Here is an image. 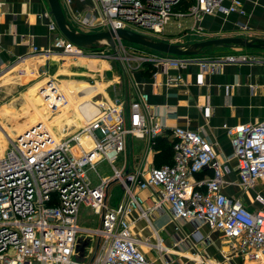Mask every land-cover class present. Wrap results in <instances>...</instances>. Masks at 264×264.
<instances>
[{
    "label": "built area",
    "instance_id": "2783aa9c",
    "mask_svg": "<svg viewBox=\"0 0 264 264\" xmlns=\"http://www.w3.org/2000/svg\"><path fill=\"white\" fill-rule=\"evenodd\" d=\"M89 1L90 15L80 19L86 28L96 27L95 32L128 29L153 40L164 33L171 19L227 15L238 11L242 3ZM48 26L50 30L56 28L53 23ZM122 40L115 37L113 52L107 54L104 50L87 52L84 46L59 35L50 46H32L31 52L73 60L112 56L123 69H144L150 65L154 68L153 77L161 67L176 69V74L166 76V85L179 83V70L188 63L198 64L202 72H215L224 64L254 59L241 53L176 56L151 49L127 56ZM45 85H49V90L51 87L52 94L43 95L42 99L45 104L47 101L49 111L55 113L59 104L54 99L65 106L66 98L53 87L52 81ZM45 89L40 86L38 93L44 94ZM114 95L113 100H99L83 126L71 133L63 128L61 137H56L39 122L10 141V147L0 156V264H154L141 250L131 225L135 211L146 218L150 209L162 205H168L174 219L199 221L221 231L228 249L222 254L224 259L232 256L242 264H264V210L250 209L240 197L222 192V176L228 169L214 163L217 153L213 144L199 130L169 127L158 120L146 92L134 96L127 105L118 94ZM223 127L236 161L239 186L253 191V201L263 206L264 196L255 186L264 181V120ZM131 138L144 141V156L133 167L131 155L127 154ZM159 138L171 145L172 161L145 167L144 160L154 151ZM101 162L108 164L109 176L97 172ZM207 166H212V174L197 188L193 176ZM89 171L95 172L96 181H92ZM113 183L121 189L115 202L110 201L108 194ZM146 189L156 198L149 209L143 207V198L138 194ZM81 207L89 208L97 216V226L78 223Z\"/></svg>",
    "mask_w": 264,
    "mask_h": 264
},
{
    "label": "crops",
    "instance_id": "0c3cea01",
    "mask_svg": "<svg viewBox=\"0 0 264 264\" xmlns=\"http://www.w3.org/2000/svg\"><path fill=\"white\" fill-rule=\"evenodd\" d=\"M59 2L64 21L69 28L80 33L97 30L96 27L86 28L80 22L82 17H89L92 11L89 0H59ZM42 10L47 15L49 11L47 0H0V87L5 85L6 88L14 91L16 86L30 83L40 73H46V69H69L68 65L64 63L61 65L59 60L63 58L57 54L45 57L41 53L31 52L32 46L44 49L50 46L55 36L61 35L57 28L50 30L48 24L42 21ZM50 20L52 21L51 17ZM182 31H186L189 43L205 38L226 36L264 39V0H242L239 10L227 15L212 14L204 15L199 19L188 16L171 19L165 25L164 33L174 35ZM226 53H241L254 59L246 63H227L215 72H202L198 64L188 63L179 70L181 81L170 85L164 83L165 78L167 75L176 74L178 72L176 69L161 67L157 69L155 77L151 76V73L149 76L146 75L144 69H128L123 78V96L118 95L127 105L134 96L146 92L148 104L159 116L158 120L165 121L169 127L179 126L202 132L216 150L214 163L227 166L228 170L222 176V192L229 196L240 197L250 209H260L262 207L253 201V191H244L239 186L236 161L223 125L264 120V49L220 47L207 49L200 56ZM85 59L89 65H94L92 62H96L98 68L94 65L92 69H114L109 68L110 63L105 58L85 57ZM69 61L76 64L83 60ZM118 66L121 67L119 64ZM47 81L50 80L45 78L38 83L35 82L34 88L28 91L37 103H43L46 111L38 110L32 104V111L36 117L39 114L49 116L52 114L47 110L42 94L35 93L38 85L41 83L43 86ZM61 82L69 83L67 95L68 98L73 99L76 107L77 102L95 91L91 86H79V82ZM54 86L56 87V84ZM72 92L77 98L75 102L74 98L69 96ZM105 97L107 95H100L98 99ZM76 107H72L71 104L68 108L61 107V110L56 112H60L58 115L64 117L66 111L61 113L62 110ZM90 114L88 110L79 113L78 127L83 126ZM10 118L12 122L21 119L20 116L12 117V115ZM22 125L14 128L15 134L23 130ZM133 142L137 145L134 146ZM143 151V140L137 138L129 140L127 154L132 158L131 167L139 165L140 159L144 156ZM154 154L153 151L144 160L145 167L154 165ZM211 174L212 166L195 173L193 176L195 186L199 188L200 182L209 178ZM138 194L143 198L142 205L145 209L154 205L156 198L150 189L139 191ZM119 195L112 194L110 201L115 202ZM133 218L132 234L138 238L141 250L154 264H164L165 261L166 264H242L236 257L231 256L229 259L222 257L228 249L227 240L221 231L199 221L174 219L168 205L150 209L146 218L140 217L135 211ZM144 242L158 244V247L146 245ZM186 243L189 244L187 248L183 245ZM158 248L161 249V253ZM183 248L189 249V252H180L179 249ZM151 250L158 253L157 258L153 257ZM166 252L181 254L184 259L171 263L169 262L171 257L168 258Z\"/></svg>",
    "mask_w": 264,
    "mask_h": 264
},
{
    "label": "rangeland",
    "instance_id": "374dc122",
    "mask_svg": "<svg viewBox=\"0 0 264 264\" xmlns=\"http://www.w3.org/2000/svg\"><path fill=\"white\" fill-rule=\"evenodd\" d=\"M164 32H165V29H164ZM181 33L174 34V35H167L165 33L163 34L160 33V35H157V37L154 39L156 41L176 42V43L183 44V45L190 44L189 43L190 40L186 37V31L183 32L182 34ZM121 45L122 47H124V54L127 56L137 55L138 53L151 51L143 46L134 44L124 39L121 41ZM85 49L87 52H95L98 50H104L107 52V54H111L113 52V49L108 45L105 39L95 40L93 42H90L89 45L85 47ZM209 49L211 48H208V50ZM118 52H120V50H118ZM61 58H63L59 60L61 65L63 63L66 64L69 66V69H46V73L44 72L45 74L40 73L39 75H37L36 78H33L34 80L32 82L27 83L25 85L23 84V85L16 86L14 91L9 90V88H6L5 85L0 87V134L5 137V141L0 143V156L3 155L4 152L10 147L11 139L8 140L7 136H11L12 139L14 138L13 130H15L14 128L18 127L17 125L23 124L22 128L23 127L26 128L29 126L31 122L35 121L37 118L39 119L40 116L44 118L45 121L49 122L52 118L58 117L57 115L60 114V112L58 113L56 112V114L52 113L51 116L39 114L38 117H36V115H34L32 111L33 110L32 104L38 110L43 109L45 111V109L43 108L44 106L43 103L42 104L37 103L36 100L33 99L32 96L28 94L29 93L28 91L34 88L35 82L38 83L45 78H48L50 81H54L55 82L54 84H56L57 90L61 91L68 100L69 104L66 106V108H68L71 104L73 105L72 107H76V106H75V103L73 104V99L71 97L68 98V95H67L68 94L67 88H68L69 83H64L61 81L79 82V86H82V87L91 86L95 89V91L92 94H89L86 97H83L79 102H77L78 105L75 109L71 108V109H67V110L65 109L61 111V113L66 111V113L64 114V118H62L63 120H62L61 125L56 124L57 120L50 124V128L56 137H61L60 136L62 132L61 130L63 128L65 129V132H68V133H71L74 130H76L79 124V119H78L79 113L81 111L87 112V110L91 113V111H93L94 108L96 107L97 102L101 100V99H98L100 95L102 96L107 95L108 98H111L110 96L111 91L113 93H115L116 91L117 92L116 94H120L123 96V90H124L123 78L124 76H126L125 72H127L128 69H120L122 67L118 66L119 63L114 57L111 56V57L105 58L110 63L109 68L113 67L114 69H108V68L107 69H92L93 66L96 65V62H92L94 63V65L93 64L89 65V62H87L85 58L79 59L83 61L81 63L78 62L76 64L70 63L69 60L72 61L73 59H70L68 57H61ZM41 85H42L41 83L38 85L39 87L38 89L36 88L37 90H35V93L38 92ZM43 85L45 86L46 89H45V95L42 94V97L43 95L46 96V93L50 94V92H52L51 88L50 90L49 88H47L48 85H45V84ZM69 96H72L75 102V98H76L75 93L72 92ZM55 101L57 102V98H55ZM76 101H77V98H76ZM80 103L81 105H79ZM47 110H49L48 107H47ZM58 110H61L60 104H59ZM11 115L12 117L20 116L21 117L20 121L12 122V119L10 118ZM88 118L84 122H86ZM58 126H60L59 129H58ZM133 145L135 146L137 144L133 142ZM119 162L120 161H118L117 164ZM96 170L101 176H109L111 174V170L109 169V166L106 162L99 163L96 167ZM89 174L93 182L97 180L95 177L96 174L94 171H89ZM255 190L264 196V181L256 184ZM120 193H121V189L117 183H113L110 185L109 199L111 198L110 196H112V194L118 195ZM261 207L264 210V205ZM78 223L82 226L95 227L98 225V218L96 215L92 213V211L89 208L81 207L80 213L78 215ZM183 245L187 248L189 244L186 243ZM179 251L182 253H185V252H189V249L183 248V249H179ZM151 253L153 257L155 258L158 257V253L155 252V250H151ZM166 255L168 258L169 256L171 257L170 258L171 260L169 259V262L171 263L174 261H178L179 259L181 260L184 259V256L183 255L181 256V254H173V253L166 252ZM164 264H166V261L164 262Z\"/></svg>",
    "mask_w": 264,
    "mask_h": 264
},
{
    "label": "water",
    "instance_id": "95a60500",
    "mask_svg": "<svg viewBox=\"0 0 264 264\" xmlns=\"http://www.w3.org/2000/svg\"><path fill=\"white\" fill-rule=\"evenodd\" d=\"M49 11L47 15L44 10H42V21L45 24L53 23L59 33L68 41L87 47L90 42L95 40L105 39L110 47H113L114 42L113 39L115 37L128 40L134 44L143 46L145 48L170 54L176 56H191L197 55L206 48H230V47H240V48H256V49H264V39L262 38H253L246 39L244 37H236V36H226V37H214L207 38L200 41L192 42L188 45L179 44L176 42H168V41H156L149 37L142 36L134 31L128 29H116L113 31H98V32H89V33H80L72 30L65 23L59 0H47ZM50 17L52 21L50 20ZM111 99H115L114 93L111 91ZM36 123H39L37 121ZM32 126V125H31Z\"/></svg>",
    "mask_w": 264,
    "mask_h": 264
},
{
    "label": "trees",
    "instance_id": "16d2710c",
    "mask_svg": "<svg viewBox=\"0 0 264 264\" xmlns=\"http://www.w3.org/2000/svg\"><path fill=\"white\" fill-rule=\"evenodd\" d=\"M207 50V48H206ZM205 51V50H204ZM201 54V53H200ZM154 68L150 65H146L144 68V73L146 75H150ZM154 165L159 166L164 163H171L172 161V150L171 145L168 143L167 140L163 138H159L154 146Z\"/></svg>",
    "mask_w": 264,
    "mask_h": 264
},
{
    "label": "bare ground",
    "instance_id": "6f19581e",
    "mask_svg": "<svg viewBox=\"0 0 264 264\" xmlns=\"http://www.w3.org/2000/svg\"><path fill=\"white\" fill-rule=\"evenodd\" d=\"M53 87H55V86H53ZM47 88H49V85H48V87ZM51 88V87H50ZM52 92H50V94H51ZM49 93L47 94L46 93V96H48V95H50ZM44 95H45V93H44ZM65 96V95H64ZM66 98V97H65ZM54 101H55V99H54ZM57 103L58 104H60L59 103V101H58V99H57ZM68 105V100H67V98H66V104H65V106H67ZM61 106V105H60ZM65 106H61V107H65ZM73 106V105H72ZM58 117H54V118H52L49 122H47V121H45V119L44 118H42L41 116L39 117V119L41 120V122H42V124L43 125H45V126H47L50 130H51V128H50V123H52V122H55L56 120V124L58 125H61L62 124V120L63 119H61L62 117H63V115H57ZM64 118V117H63ZM38 118L34 121V122H31L30 124H29V126L28 127H30L31 125H33V124H35L37 121H39L40 122V120H39ZM27 128V127H26ZM26 128H24L23 130H25ZM60 128V126H58V129ZM23 130H21L19 133H14V137L16 136V135H19ZM52 131V130H51ZM52 133H53V131H52ZM53 135H55L54 133H53ZM7 138H8V140H12V138H11V136H7ZM5 141V137L3 136V135H1L0 134V143H2V142H4ZM156 247H158V245H156ZM158 250H161V249H159L158 248Z\"/></svg>",
    "mask_w": 264,
    "mask_h": 264
}]
</instances>
